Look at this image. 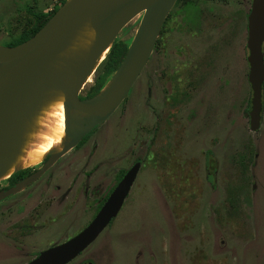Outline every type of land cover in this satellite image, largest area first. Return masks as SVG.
Returning a JSON list of instances; mask_svg holds the SVG:
<instances>
[{
	"label": "rangeland",
	"instance_id": "obj_1",
	"mask_svg": "<svg viewBox=\"0 0 264 264\" xmlns=\"http://www.w3.org/2000/svg\"><path fill=\"white\" fill-rule=\"evenodd\" d=\"M63 1L0 0V44ZM250 7L251 0H176L126 98L91 136L94 156L109 154L116 168L139 161L137 177L118 215L67 264H264V98L252 131ZM141 16L117 39L129 44ZM70 175L49 184L44 176L0 202V264H26L91 221L97 209L83 203Z\"/></svg>",
	"mask_w": 264,
	"mask_h": 264
},
{
	"label": "water",
	"instance_id": "obj_2",
	"mask_svg": "<svg viewBox=\"0 0 264 264\" xmlns=\"http://www.w3.org/2000/svg\"><path fill=\"white\" fill-rule=\"evenodd\" d=\"M175 2L176 0H66L29 39L14 46L0 44V177L10 165L26 114L34 111L39 99L50 88H59L68 95L63 106L65 143L62 149L48 154L49 159L38 172L6 191H0V201L36 180L58 157L115 112L145 67ZM138 14H142L138 28L111 80L96 95L80 100L79 92L84 79L96 71L100 65H97L99 57L103 52L107 54L120 30ZM89 18L95 36L84 64L69 72L52 68L51 63ZM263 43L264 0H251L247 16L246 47L249 65L247 79L252 90L248 114L249 128L252 131L259 128L261 119ZM76 77H80L81 84L75 86L72 79ZM140 166L141 163L137 161L126 171L83 229L65 241L38 252L26 264H67L80 255L118 215ZM83 264L92 263L86 261Z\"/></svg>",
	"mask_w": 264,
	"mask_h": 264
},
{
	"label": "bare ground",
	"instance_id": "obj_3",
	"mask_svg": "<svg viewBox=\"0 0 264 264\" xmlns=\"http://www.w3.org/2000/svg\"><path fill=\"white\" fill-rule=\"evenodd\" d=\"M94 36L89 18L77 29L66 48L51 63V67L62 72L81 67L91 51ZM105 54L103 52L99 57L97 65ZM91 75L84 79V83ZM72 83L75 86L81 84L80 77L72 79ZM67 99L68 95L61 89L50 88L39 99L34 111L26 114L19 142L14 147L7 171L0 177L1 182L15 171L41 163L48 154L62 149L65 143L63 106Z\"/></svg>",
	"mask_w": 264,
	"mask_h": 264
},
{
	"label": "flooded vegetation",
	"instance_id": "obj_4",
	"mask_svg": "<svg viewBox=\"0 0 264 264\" xmlns=\"http://www.w3.org/2000/svg\"><path fill=\"white\" fill-rule=\"evenodd\" d=\"M86 98H88L86 93L82 96H79L80 100ZM263 98H264V88L262 87L261 102ZM99 127L92 128L87 134H85L78 141L77 144H75L66 153L58 157L50 167H48L36 180L31 182L29 185L25 186L24 189L31 186L33 183H35L44 176H45V181L49 184L50 182H52V180H54L55 177H58V181H61L64 177L66 178V175L68 173H71L68 183H72V186L78 183L79 185L78 190L80 191L81 197L83 198V203L86 204L88 202L89 203V205H87L88 207L93 204L94 209H97L98 211L101 208V206L104 204V202L106 201L112 190L115 188L117 183L120 181L122 176L128 170V169L126 170L125 168L122 169L121 167L116 168L115 166L116 162L111 161L109 154L104 155L102 157L94 156L96 151V145L92 143L93 140H91V136L95 133V131ZM48 159L49 156L45 157L41 163L39 162L35 165L27 167L29 168V170L26 172L28 174L25 175L22 179H19L17 183L25 179L26 177L38 172V170H40L43 167V165ZM110 173H113V178H114V183L112 185L110 184ZM121 173L123 174L120 175ZM55 188L56 191L60 190L59 185H55ZM70 190L71 189L68 187L63 193L67 194Z\"/></svg>",
	"mask_w": 264,
	"mask_h": 264
},
{
	"label": "trees",
	"instance_id": "obj_5",
	"mask_svg": "<svg viewBox=\"0 0 264 264\" xmlns=\"http://www.w3.org/2000/svg\"><path fill=\"white\" fill-rule=\"evenodd\" d=\"M64 2L65 1H63V3ZM57 9L58 8H54L47 13L34 14V17L36 18V22L28 30L22 31L21 34L18 36V38L8 46H14L29 39L44 25V23L56 12ZM127 48H128V44L126 42L118 39L114 40L104 60L100 63V65L96 69V76L94 78L93 84L85 92L88 98L96 95L107 83V81L110 79L114 71L121 63L123 57L126 54ZM211 154L212 153L209 150L205 154L206 170L208 171L206 173V179L209 183H212L214 181V173H212V171L216 169L213 166L214 161ZM28 170L29 168H26V169L18 170L13 174H11L6 180L2 181L4 182V185L0 187V191H6L11 187H13L19 179H22L25 175L28 174L26 173ZM120 175H122V173Z\"/></svg>",
	"mask_w": 264,
	"mask_h": 264
}]
</instances>
